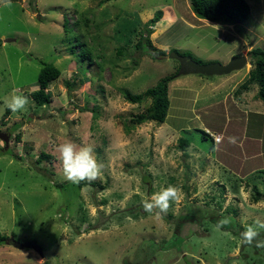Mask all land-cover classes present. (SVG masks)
<instances>
[{
	"label": "rangeland",
	"instance_id": "rangeland-1",
	"mask_svg": "<svg viewBox=\"0 0 264 264\" xmlns=\"http://www.w3.org/2000/svg\"><path fill=\"white\" fill-rule=\"evenodd\" d=\"M245 1L248 19L233 24L199 20L189 0H0V133L9 135L7 145L0 141V236L34 241L43 254L7 241L0 264H264V248L255 246L264 229L252 245L233 233L235 225L243 232L264 221V167L247 157L233 114L226 120L221 107L202 109L221 94L223 76L171 80L160 125H134L151 100L125 99L177 74L171 53L224 65L243 46L262 49L264 0ZM157 11L149 40L163 56L153 59L136 44ZM45 65L60 72L47 88L48 104L29 98L25 109H7L13 89L27 97L37 90ZM248 92L264 114L258 87ZM200 122L211 135L198 132ZM259 122L250 119L248 138ZM179 138L190 142L187 152ZM66 140L93 147L103 165L96 180L66 179L57 152ZM254 167L261 172L252 174ZM169 185L182 190L180 201L160 218L158 210L145 212L143 201ZM224 218L228 230L217 229L214 222Z\"/></svg>",
	"mask_w": 264,
	"mask_h": 264
},
{
	"label": "trees",
	"instance_id": "trees-1",
	"mask_svg": "<svg viewBox=\"0 0 264 264\" xmlns=\"http://www.w3.org/2000/svg\"><path fill=\"white\" fill-rule=\"evenodd\" d=\"M190 9L192 13L199 20L207 21L210 23L217 22H231L233 24H242L248 19L250 14V7L245 0H189ZM161 20V13L157 11L153 19L148 23L145 30L146 37H142L141 40L136 44V49L146 53L151 58L156 59V56H163L162 53L156 51L152 48L149 36L153 33L154 26ZM1 44V43H0ZM151 51L152 53H149ZM247 57L249 59L250 70L249 78L246 81L248 85H255L258 87V98L264 103V50L260 48L251 49ZM60 75L59 70L53 65H45L41 68L38 78H37V90L30 93L28 98H31L36 104L43 106L49 102V94L47 92L48 86L55 81ZM177 77V74L172 77L163 79L159 82L153 89L147 90L141 96H126V101L130 104H140L145 99L151 100L150 108L143 114L138 115L134 120V125L139 126L144 123L154 122L156 124H164L167 118V112L169 110L170 102L168 98V83ZM243 87V86H242ZM203 135H207L203 131ZM179 148L184 152L189 146L190 142L186 139L179 138L178 140ZM47 158V157H45ZM262 195L257 193V198L254 202L260 201ZM193 218H191L192 221ZM215 225L217 222H214ZM223 229L228 230L227 227ZM235 235H241L242 230L234 226ZM180 227L175 228V234L173 238L179 234ZM232 230V229H229ZM264 236V235H263ZM15 239V237H13ZM8 239L4 236H0V246L7 244ZM164 251L169 250V248H164V245L159 248Z\"/></svg>",
	"mask_w": 264,
	"mask_h": 264
},
{
	"label": "clouds",
	"instance_id": "clouds-1",
	"mask_svg": "<svg viewBox=\"0 0 264 264\" xmlns=\"http://www.w3.org/2000/svg\"><path fill=\"white\" fill-rule=\"evenodd\" d=\"M29 98L16 88L6 101L5 107L11 112L16 113L26 108L29 104ZM231 140V138H230ZM59 158L63 166L66 179L72 183H80L81 181H94L101 174L103 165L98 163L94 149L91 145L78 146L70 140H66L57 147ZM243 191V186H241ZM182 190L176 186L169 185L154 193L151 197L143 201L142 207L145 212H156V217L160 218L161 214H166L171 202H179L182 198ZM230 224V218H224L217 222V229L226 227ZM259 229H264V221H256L255 225H248L241 233V244L252 245L253 241L259 236ZM258 248H264V240L257 241L255 244Z\"/></svg>",
	"mask_w": 264,
	"mask_h": 264
},
{
	"label": "crops",
	"instance_id": "crops-1",
	"mask_svg": "<svg viewBox=\"0 0 264 264\" xmlns=\"http://www.w3.org/2000/svg\"><path fill=\"white\" fill-rule=\"evenodd\" d=\"M260 44H262V50H264V41L260 42ZM244 47L245 46L240 48L239 52H237L236 54H232V55L238 56V57L245 56L248 62L247 54L252 48L250 47L251 48L250 49L249 46H247L246 48H248V50H244ZM253 49H255V47ZM228 59H229L228 56L224 58V61H225L224 65H226L229 62ZM250 67L251 66L248 63L247 67L244 68L243 70L238 71V72H233L227 76L220 77L219 85H217V87L221 88L222 91H221V94L216 97V98L218 97L220 98L218 101L216 100L217 102L216 104L219 106H216L214 104V100L216 99L215 98L212 100L210 99L207 105L203 107L202 109L205 111V113H207L209 109L211 108L221 107V110L224 113V119L229 118L230 114H233V117L235 116L234 121L240 122L243 125L241 136H242V139L247 141L249 144V151H248L249 156L247 155V157H249L252 165L256 166L257 164L261 163V166L264 167V142L261 141V138L264 135V114L260 110H257L259 106L258 108L253 107L251 106V103H250V99L252 96L249 94L248 91L251 89V85L246 84V81L249 78ZM240 90H243V95L238 94ZM198 113L199 112H196L195 114L197 115ZM250 119H262L263 122L258 123L259 126L257 127L258 129L257 135L254 137L248 138L247 137V127H249L250 125ZM229 120L232 121V119H229ZM219 126L222 127L220 131V134H221L220 136L222 137V133L225 132V129L227 126V121L223 122L222 125L218 124V127ZM198 127H200L204 133L206 134L209 133V135H211L210 134L212 133L210 132L211 130H209V128L205 124L200 122ZM214 133H217V131H214ZM185 152H187V150ZM259 169L261 168L254 167L251 173L253 174L254 172V175H256L257 174L256 172H259V173L261 172L259 171Z\"/></svg>",
	"mask_w": 264,
	"mask_h": 264
},
{
	"label": "water",
	"instance_id": "water-1",
	"mask_svg": "<svg viewBox=\"0 0 264 264\" xmlns=\"http://www.w3.org/2000/svg\"><path fill=\"white\" fill-rule=\"evenodd\" d=\"M170 58L178 61L179 63V70L177 76H227L233 72L243 70L248 65L247 58L245 56H234L229 60L226 65H220L218 63L199 64L193 61L190 57H183L176 53H171ZM0 141L7 145L9 142V135L5 133H0ZM8 241H10V245L16 250H30L35 252L39 257H43L41 248L34 241L19 243L15 241L13 237L9 238Z\"/></svg>",
	"mask_w": 264,
	"mask_h": 264
},
{
	"label": "built area",
	"instance_id": "built-area-1",
	"mask_svg": "<svg viewBox=\"0 0 264 264\" xmlns=\"http://www.w3.org/2000/svg\"><path fill=\"white\" fill-rule=\"evenodd\" d=\"M217 137H218V136H217ZM218 141H219V140H217L216 137H215V138H214V142L216 143V142H218Z\"/></svg>",
	"mask_w": 264,
	"mask_h": 264
},
{
	"label": "bare ground",
	"instance_id": "bare-ground-1",
	"mask_svg": "<svg viewBox=\"0 0 264 264\" xmlns=\"http://www.w3.org/2000/svg\"><path fill=\"white\" fill-rule=\"evenodd\" d=\"M117 51V50H116ZM111 59V58H110Z\"/></svg>",
	"mask_w": 264,
	"mask_h": 264
}]
</instances>
